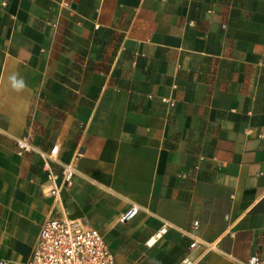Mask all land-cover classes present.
Masks as SVG:
<instances>
[{"label":"crops","instance_id":"crops-1","mask_svg":"<svg viewBox=\"0 0 264 264\" xmlns=\"http://www.w3.org/2000/svg\"><path fill=\"white\" fill-rule=\"evenodd\" d=\"M23 136L77 156L59 197ZM48 220L94 228L117 264L264 258V0H0V262ZM164 222L213 249L174 228L147 248Z\"/></svg>","mask_w":264,"mask_h":264},{"label":"built area","instance_id":"built-area-1","mask_svg":"<svg viewBox=\"0 0 264 264\" xmlns=\"http://www.w3.org/2000/svg\"><path fill=\"white\" fill-rule=\"evenodd\" d=\"M164 104L173 108L171 99H164ZM16 152L19 155L33 154L41 164V169L46 176L47 194L51 197H59L61 192L70 187L78 175L75 167L76 155L70 161L61 162L59 159V147L53 145L48 149L34 146L27 136L13 138ZM185 180L184 175L179 176ZM141 208L130 203L128 208L118 217L119 224H125L133 220ZM176 229L180 235L190 239L189 249L205 247L213 249L196 236L198 226L194 224L189 230L178 229L168 222H164L159 231L145 242L147 248H151L155 242L163 237L168 230ZM0 264H3L0 262ZM25 264H117L114 254L107 246L104 237L94 228L83 225L77 221L48 220L40 228L29 259ZM182 264H192L185 258ZM242 264H264V258L252 255Z\"/></svg>","mask_w":264,"mask_h":264},{"label":"clouds","instance_id":"clouds-1","mask_svg":"<svg viewBox=\"0 0 264 264\" xmlns=\"http://www.w3.org/2000/svg\"><path fill=\"white\" fill-rule=\"evenodd\" d=\"M10 79L13 81V85H14V86H16L17 84H22V82H18V81L16 80V77H15V76L10 77Z\"/></svg>","mask_w":264,"mask_h":264}]
</instances>
